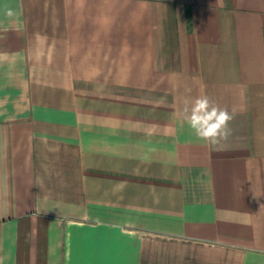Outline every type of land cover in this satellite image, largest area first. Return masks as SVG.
<instances>
[{"label":"crops","instance_id":"obj_1","mask_svg":"<svg viewBox=\"0 0 264 264\" xmlns=\"http://www.w3.org/2000/svg\"><path fill=\"white\" fill-rule=\"evenodd\" d=\"M0 264H264V0H0Z\"/></svg>","mask_w":264,"mask_h":264},{"label":"clouds","instance_id":"obj_2","mask_svg":"<svg viewBox=\"0 0 264 264\" xmlns=\"http://www.w3.org/2000/svg\"><path fill=\"white\" fill-rule=\"evenodd\" d=\"M8 15H12L11 11ZM183 105L184 121L197 139L212 145L228 140L234 112L221 108L207 95L185 98Z\"/></svg>","mask_w":264,"mask_h":264}]
</instances>
